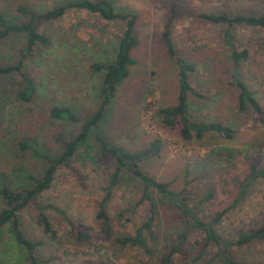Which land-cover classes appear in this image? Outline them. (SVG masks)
<instances>
[{
  "label": "rangeland",
  "instance_id": "obj_1",
  "mask_svg": "<svg viewBox=\"0 0 264 264\" xmlns=\"http://www.w3.org/2000/svg\"><path fill=\"white\" fill-rule=\"evenodd\" d=\"M68 1L0 0V14L8 22L23 23L29 16L19 13V7L39 15ZM107 1L115 12L135 17L132 33L137 44L130 52L135 63L91 130L89 152L79 149L66 165L56 167L49 188L19 213L25 237L40 242L33 250L36 263L157 264L155 255L117 242L133 237L146 219L147 206L139 202L136 178L124 175L112 190L105 207L112 235L100 232L95 216L114 165L99 154L96 137L129 152L143 150L157 140L158 153L142 160L140 168L154 180L168 183L173 192L182 188L190 191L195 203L211 192L210 200L198 203L196 216L206 223L214 213L228 207L217 226L223 239L235 241L237 235L263 225L264 179H246L252 160L264 169V31L243 26L227 29L198 15L256 14L264 12V0ZM35 22L48 44L37 46L34 55L23 62V73L34 87L30 100L17 99L22 89L17 75L0 79V106L4 108L0 118V178L9 188L27 187L24 177H38L44 167L42 160L32 158L28 144L34 140L54 156L61 150V141L76 133L79 123L51 119L52 107L67 108L80 118L97 110L102 70L95 72L93 66L110 62L123 27L120 21H105L78 8L66 9L56 20ZM165 27L176 54L193 66L188 82L194 94L186 98L191 120L228 127L230 139L207 134L200 142L183 143L178 128L169 129L161 123L157 110L173 106L178 90L176 68L161 38ZM225 30L232 36L234 50L247 53L236 65L230 61V49L223 40ZM24 41L23 33L3 39L0 63L13 65ZM233 76L254 94L263 110L261 119L248 106L237 108ZM20 143L26 147L22 149ZM237 197L240 199L234 202ZM38 207L49 221L54 239L41 233L35 220ZM160 216L156 236L162 253V247L173 243L179 224L169 208L164 207ZM68 222L83 223L90 235L88 242L72 240ZM200 239L194 234L190 241ZM229 254L237 262L264 264V242L233 247ZM0 264H28L25 250L14 243L6 227L0 229ZM195 264L223 262L215 247L208 246Z\"/></svg>",
  "mask_w": 264,
  "mask_h": 264
},
{
  "label": "trees",
  "instance_id": "obj_2",
  "mask_svg": "<svg viewBox=\"0 0 264 264\" xmlns=\"http://www.w3.org/2000/svg\"><path fill=\"white\" fill-rule=\"evenodd\" d=\"M73 8L83 9L105 21H120L123 27L110 62L93 66L95 72L102 70L98 88L99 105L97 110L88 117L80 118L71 114L67 108L52 107L49 111L51 119L79 123L76 133L61 141V150L58 155L54 156L48 155L45 147L42 145L38 146L39 144L34 140L31 144H28L32 158L42 160L44 167L41 169L38 177L32 175L24 177L29 183L27 187L18 188V186H13L9 188L4 183V180L0 178V229L6 227L14 243L25 250L28 264H37L33 250L36 246L40 245V242H32L25 237L20 229L19 213L28 204L34 203L35 199L49 188L56 167L66 165L79 149H82L85 153L89 152L88 141L91 130L99 122L105 107L109 104L114 94L116 86L127 78L129 68L135 63L130 56V52L137 44L132 33L135 17L132 14L115 12V9L107 0H71L39 15H35L31 11L19 7L17 9L19 13L29 16V20L23 23L8 22L0 14V42L9 34L23 33L25 36L24 46L19 52L15 63L13 65H3L0 63V79L11 73L17 75L22 84V89L16 94V97L22 102H27L30 100L34 87L31 79L23 73V62L26 58L34 55L37 46H46L48 44L46 36L38 32V24L35 21L59 19L66 9ZM198 17L208 23L221 25L227 29L233 26H243L264 31V12L256 14H227L225 12H218L216 14H199ZM161 38L169 60L175 65L178 85L175 104L157 110L161 123L169 129L178 128V134L183 143L191 141L200 142L207 134L230 139L231 130L228 127L222 126L219 123L194 122L191 120L186 98L187 94H194L188 82V75L193 72V66L186 63L176 54L169 40L167 27L162 32ZM223 40L230 49L229 59L234 65L246 59V51L237 52L234 50L232 36L228 30L223 32ZM232 82L238 90L237 108L243 110L244 107L248 106L257 118L261 119L263 110L254 98V94L238 77L233 76ZM3 110L4 108L0 106V118L3 116ZM95 140L98 144L99 154L111 159L114 165L109 182L103 189L104 194L98 204L95 216V220L100 226V232L103 235L107 237L112 235L109 216L105 208L106 203L110 199L112 190L118 186L121 178L124 175H130L136 178L140 184L139 202L144 201L146 203V219L136 229L133 237H124L117 242L120 245L130 244L137 246L148 256L155 255L157 257V264H175L187 261L195 264L199 261L202 250L208 246L215 247L216 254L220 256L223 264H244L233 260L229 254V250L233 249V247L264 242V224L237 235L235 241L223 239L218 234L217 226L223 215L228 211V207L214 213L206 223L196 216L195 208L200 203L210 200L211 192H207L198 204L195 203L196 200L192 197L191 192L185 188H182L178 192H173L169 189L168 183L158 182L142 171L140 162L155 156L160 149L157 140L150 142L145 149L135 152H129L122 146L110 144L100 137H96ZM19 146L22 149L26 147L24 143H20ZM257 163L255 160L250 162L249 175L246 182H251L257 178L264 179V169H260ZM21 174L23 176V172ZM186 184L187 182H185ZM239 199L240 197H237L234 202H237ZM164 207L174 211L179 227L173 235V243L162 247L163 251L160 253L156 229L158 228L160 215ZM35 220L40 226L43 235L50 239L55 238V233L45 214L42 212V208L38 207ZM67 224L72 240L79 243L88 242L90 235L88 228L83 223L68 222ZM194 234L199 235L201 238L200 242L197 240L190 241V238ZM90 264L93 263L91 262Z\"/></svg>",
  "mask_w": 264,
  "mask_h": 264
}]
</instances>
